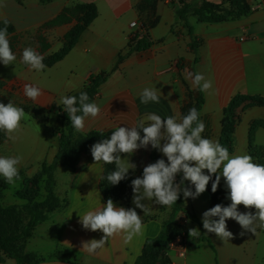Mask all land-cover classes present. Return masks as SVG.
Here are the masks:
<instances>
[{"label":"crops","instance_id":"1","mask_svg":"<svg viewBox=\"0 0 264 264\" xmlns=\"http://www.w3.org/2000/svg\"><path fill=\"white\" fill-rule=\"evenodd\" d=\"M140 1L0 0V20H9L15 34L20 36L14 54L20 48L23 33L33 27V44L29 47H36L35 35L39 27L55 19L64 8L89 5L96 12L65 57L53 66L41 71L30 70L22 62L25 48L19 51L24 70L18 74L23 82L22 89L25 84H32L43 93L37 100L27 97V101L35 110L49 114L50 120L46 123L23 118L21 128L15 134L17 139H6L1 143L0 156L22 157L18 168L19 171L27 170V175L35 174L44 163H52L58 150V138L53 136L52 128L60 122L57 111L63 107L62 97L81 91L91 75L102 73H107L108 77L99 86L93 100L101 111L95 118H86L83 131H75L76 137L90 132L110 137L119 126H136L141 120L149 123L146 117L150 113L162 118L182 117V109L190 100L189 94L197 90L187 75L199 72L212 82L211 89L201 91L204 102L199 110V119L205 124L202 137L219 143L224 139L223 111L233 97L241 95L248 103L235 109L229 154L250 155L251 129L253 144L264 147V104L254 103L255 98L264 99V0H255L251 12L245 16L217 23H199L194 16H188L186 22L178 21L175 11L179 8V0H158L155 4L157 21L146 28L145 33L150 46L142 51H131L129 34L132 31L128 25L132 21L139 22L141 13L137 6ZM183 1L192 3L201 0ZM186 24L191 27V34ZM74 26V22L70 21L43 31L50 45L45 54L61 50L65 45V35ZM193 41L194 50L191 48ZM120 56L122 59L119 61ZM144 88L159 89L162 94L159 102L141 103L140 93ZM90 149L79 152L71 167L66 166L62 158L57 162L56 169L59 171L55 169L53 172V192L62 204L48 215L47 220L52 221L50 224L45 220L33 230L25 246V253L42 259L36 264H134L145 242L160 233L162 223L169 217L170 207L148 202V213L136 209L143 221L142 234L125 243V234L119 233L95 254L84 250L83 241L99 240L103 233L83 229L79 215L99 210L106 204L98 188L103 162L95 163ZM153 153L150 145L147 149H138L129 157L130 162L136 165L135 171L130 169L129 174L134 178L141 177L143 168L152 162ZM157 153L160 158H166ZM220 185L226 188L223 178ZM180 197L185 201L183 194ZM195 200L191 198L184 202L193 213L182 207L197 216L201 227L182 216L186 235L192 241L196 237L189 236V229L197 228L207 241L192 242L190 245L186 244L184 237L183 255L177 249H170L167 253L171 264H264V229L258 228L256 234L245 231L241 235L244 230L235 220L229 219L227 230L233 233V237L223 241L203 228L197 209H201L203 214L209 209V202L204 209ZM114 204L117 207H135L132 198L128 204ZM238 210L256 211L243 205L238 206ZM179 215L175 214V220H182ZM54 217L62 222L55 244L58 250L55 255L44 256L41 250L53 248L55 242V237L51 239L50 235ZM0 264L16 263L6 258Z\"/></svg>","mask_w":264,"mask_h":264},{"label":"clouds","instance_id":"2","mask_svg":"<svg viewBox=\"0 0 264 264\" xmlns=\"http://www.w3.org/2000/svg\"><path fill=\"white\" fill-rule=\"evenodd\" d=\"M8 24L9 21L5 18V27L0 29V63L5 66L16 60L8 39ZM43 60L44 56L31 47L22 52V62L28 65L30 70L45 69ZM187 78L191 79L193 86L200 91L206 92L212 88V82L206 80L199 72H189ZM24 94L35 101L43 93L39 87L25 84ZM160 95L162 94L157 88H144L140 93L141 103H158ZM62 103L64 112L76 132L83 131L86 118H95L101 111L96 103L89 102L86 92H81L79 97L64 96ZM199 115L195 107L183 117L177 115L162 118L150 113L146 117L149 123L145 124L144 120H141L136 126H119L111 132L110 137L91 146L90 151L95 163L115 165L113 171L101 176L110 185H118L125 180L130 169L135 171L136 165L130 162L129 157L138 149H147L150 145L152 149L162 153L166 160L160 158L146 165L142 176L132 179V203L135 207H117L109 198L101 209L79 215L83 229L103 233L99 240L83 241L84 250L95 254L111 237L119 233L125 234V243L131 242L143 231V221L136 209L148 213V202L152 205L171 207L176 204L181 193L185 201L188 198L196 199L207 190L210 181L211 191L215 193L221 178L224 179L228 190L226 198L231 203L228 206L217 204L202 214L206 232L215 233L221 240L229 241L233 233L227 230L228 219L235 220L241 226L244 230L241 235H244L245 231L256 234L258 228L264 229V165L254 163L252 157L247 154L230 156L229 150L218 141L202 137L205 124L199 119ZM24 117V109L14 105L11 100L7 104L0 102V131L5 133L8 140L17 139L15 134L20 130ZM21 161L22 157L19 156H0V176H3L8 184H15L19 179L18 166ZM179 174L182 175L177 182L176 177ZM185 181L194 186V191L185 186ZM240 205L246 209L254 208L256 211L240 212ZM199 234V229H189L191 238Z\"/></svg>","mask_w":264,"mask_h":264},{"label":"trees","instance_id":"3","mask_svg":"<svg viewBox=\"0 0 264 264\" xmlns=\"http://www.w3.org/2000/svg\"><path fill=\"white\" fill-rule=\"evenodd\" d=\"M158 0H141L137 6L138 11L141 14L147 15V26L149 28L155 24L157 19L155 18V4ZM174 1V0H172ZM255 0H220L219 3H211L206 0L196 1L192 3H187L183 0H179V8L175 11V17L178 21L186 22L188 16H194L196 21L199 23H217L223 21L234 20L249 14L252 10V3ZM92 8L93 15L92 17L81 27L77 28L74 26L66 35H65V45L64 47L52 54H45L49 49L50 45L43 35V31L58 26L61 24L69 23L75 17V10L77 9H89ZM96 16V12L93 6L89 5H70L63 9V11L53 20L44 23L39 27L36 35V47L33 48L36 52L44 56L43 63L46 65V68L53 66L55 63L62 60L67 52L71 49L74 42L76 41L78 35L90 24V22ZM9 21V20H8ZM189 34L192 33V29L187 25ZM4 19L0 20V29L4 28ZM8 28V39L10 42V47L12 52L17 48V44L20 36L15 34V29L12 23L9 21L7 25ZM70 40V41H69ZM69 41V43H67ZM195 41L191 44V48H195ZM150 46V41L146 34L130 39V50L131 51H142ZM122 57L120 56L118 60L120 61ZM24 66H28L23 63ZM108 77L107 73H102L99 75H91L88 83L83 87L79 92L71 94L70 96L79 97L81 92H86L89 96V102H93L96 94L98 93L99 86L106 80ZM190 100L182 109V117L187 115L189 110L193 107L199 112L204 98L199 89L191 92L189 94ZM239 98L247 100L241 95H237L231 99L228 106L223 111V136L224 141L230 146L227 148L229 152L231 151V140L232 134L234 131V116L236 109V102ZM255 101L260 104H264V99L255 98ZM59 116L62 119V129L53 128L52 134L58 138V150L57 155L54 161L50 164L44 163L41 166V169L37 171L32 177L33 180H42L45 197L41 202H33V196L22 195L21 198H24L28 201L29 204L22 208L24 216L26 217V222H22L19 219V212L14 206L3 207L1 205L2 191L7 189L9 184L5 181L4 177L0 178V222L4 219H9L15 224V227L9 225L10 232L5 236L0 237V263H2L6 258L13 259L16 264H36L42 259L25 253V246L27 240L31 237L33 230L42 222H44L48 215L59 208L62 202L53 192V172L56 169L57 162L60 158L64 160V164L68 167L73 166L76 161V157L79 152L87 151L89 147L97 143L95 140L97 138L105 139L108 138L107 135L90 132L86 135L76 137L75 129L71 125L70 118L63 109H58ZM252 129L249 134V154L253 159L260 160L264 165V155L261 157H256L254 149H261L264 152V147H257L252 142ZM7 139L5 133L0 131V143L4 142ZM99 142V141H98ZM223 146V145H222ZM155 157L153 153L152 162L154 163ZM115 168L114 164H105L103 163V172L102 174L106 175L107 173L113 171ZM102 176V175H101ZM135 179L132 175L128 174V177L121 181L118 185H110L106 179L100 177L98 188L103 197V200L107 202L109 198L113 200L114 203H124L128 204L133 197L131 181ZM185 186L192 188V186L187 185L185 181ZM182 194V193H181ZM177 207L181 212L184 213L185 217L192 222L197 223L200 227L201 224L195 214H192L185 210L180 202L181 197L178 200ZM212 208V207H211ZM175 226L172 227L171 221H165L162 223L160 233L153 239L145 242L141 249V254L136 258L134 264H171L170 259L166 255H162V251L173 241L172 231H174ZM207 241L203 233L198 237L192 240L193 243H200Z\"/></svg>","mask_w":264,"mask_h":264},{"label":"rangeland","instance_id":"4","mask_svg":"<svg viewBox=\"0 0 264 264\" xmlns=\"http://www.w3.org/2000/svg\"><path fill=\"white\" fill-rule=\"evenodd\" d=\"M93 15V10L92 8L89 9H77L75 10V17H73L72 21L74 22L75 26L77 28H81ZM147 15L141 14V17L139 18L140 24L145 27L147 26ZM34 27L33 29L27 30L23 33V38L21 41V44L19 45L20 48L16 50V60L12 62L11 65L5 66L3 63H0V102H3L4 104H7L10 102V100L16 105L17 107H21L25 111V117L24 118H33L40 120L42 122H49L50 116L49 114L39 112L38 110H35V108L31 105V102H28V98L24 94V89H22L21 85H23V82L21 81L20 77L18 76L19 71H24L22 69V62H21V53L19 51L23 50L24 48H27L33 44V37H34ZM70 41V40H69ZM69 41L67 43H69ZM246 104L248 103L247 100L243 98H239L236 102V106H240L241 104ZM254 103L258 104L257 101H254ZM63 109V107H62ZM57 116L60 120V122L54 126L53 128L55 129H62L63 123L62 119L59 116V112L57 111ZM53 121V120H51ZM52 128V130H53ZM102 139L99 137L96 142L101 141ZM224 141V140H223ZM0 143V147H1ZM222 145L226 148H229V144L222 142ZM259 147V146H257ZM158 151L154 149V157L155 161L157 159H160L159 154L157 153ZM256 157H261L264 155V152L261 151V149L257 148L254 149V152ZM264 157V156H263ZM166 160V158H164ZM154 161V162H155ZM257 164H261L262 162L260 160H255ZM40 170V169H39ZM37 170V171H39ZM56 171H59L56 169ZM181 175L179 174L176 177V181L179 182L181 179ZM32 175H27V170H20L19 171V179L15 182V184H9L8 188L2 191V198H1V205L3 207L7 206H14L17 211L19 212V219L24 223L26 222V217L24 216V212H22V208L26 206L28 201L24 198H21L20 196L22 195H27V196H33L34 200L33 202H41L44 197H45V189L42 180H33ZM0 178H3V176H0ZM211 183L212 181L209 182L207 186V193H202L198 198H196L195 202H197L201 207L205 209L206 204L209 202V209L211 207H214L217 204H221L224 206H228L231 201L227 199V194L228 190L227 188L219 185L218 190L213 193L211 191ZM187 185L190 186V184L187 182ZM194 187V186H192ZM210 196V199H209ZM191 200V198H188L187 200ZM179 200V199H178ZM178 200L176 204H173L170 207V213L169 217L165 221H171L172 222V227L175 226L174 231H172V237L173 241L177 240H184V237H186V244H192V241L190 240L189 237L186 235V227L185 223L183 222V217H185L184 213L179 210L177 207L178 205ZM185 201L181 199V206L185 207ZM147 203V202H146ZM163 207V206H162ZM165 207V206H164ZM187 210L193 213L191 209L188 207H185ZM58 209V208H57ZM56 209V210H57ZM152 210V208H150ZM200 217H202L201 214V209H197ZM195 213L196 210L194 209ZM161 213V212H160ZM180 215L182 220L178 218V220H175V214ZM50 217V216H48ZM47 217V219H48ZM53 217V216H52ZM46 219V220H47ZM48 221V220H47ZM52 221H48L47 224H50ZM229 222V219L226 221V224ZM46 223V222H45ZM53 228L51 229L50 235L51 239L55 237V242L53 245V248L49 249H43L41 252H43L44 256H52L57 253L58 248L55 247L57 238L60 234V229L62 227V222L57 220L56 217L53 218ZM9 225H12L15 227V224L10 221L9 219H4L0 222V237L5 236L10 232V227ZM46 225V224H45ZM172 241V242H173ZM169 245L162 251V255H166L168 257V252H169ZM75 261V258H74Z\"/></svg>","mask_w":264,"mask_h":264},{"label":"built area","instance_id":"5","mask_svg":"<svg viewBox=\"0 0 264 264\" xmlns=\"http://www.w3.org/2000/svg\"><path fill=\"white\" fill-rule=\"evenodd\" d=\"M129 29L132 31L129 34L130 39L134 38L135 36H142L146 33L145 27H143L140 22L138 21H132L128 25ZM215 178V175H213V180ZM169 249H177L181 255H183V241L177 240L173 241L169 244Z\"/></svg>","mask_w":264,"mask_h":264}]
</instances>
